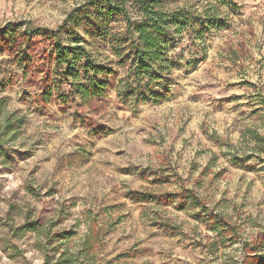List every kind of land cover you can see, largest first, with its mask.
I'll use <instances>...</instances> for the list:
<instances>
[{
    "label": "rangeland",
    "instance_id": "obj_1",
    "mask_svg": "<svg viewBox=\"0 0 264 264\" xmlns=\"http://www.w3.org/2000/svg\"><path fill=\"white\" fill-rule=\"evenodd\" d=\"M89 1L0 0V30L55 31ZM168 3L214 12L224 28L185 31L171 75L138 103L94 31L78 34L113 73L89 105L43 83L47 45L29 67L0 48V124L15 125L0 159V264H240L247 245L264 264V153L247 133L264 138V0Z\"/></svg>",
    "mask_w": 264,
    "mask_h": 264
},
{
    "label": "trees",
    "instance_id": "obj_2",
    "mask_svg": "<svg viewBox=\"0 0 264 264\" xmlns=\"http://www.w3.org/2000/svg\"><path fill=\"white\" fill-rule=\"evenodd\" d=\"M168 4V0H90L72 10L55 31L35 30L28 25H11L1 29L0 48L18 64L29 67L36 46L47 45L49 68L43 83L48 84L50 78H54L59 89L63 86L69 88L67 95H60V99L67 102L79 98L83 105H89L93 99L105 95L107 83L102 81L101 76L113 73V70L97 62L89 49L92 44H87L85 38L78 34L80 29L94 31V37L108 39L112 55L120 60L121 66L128 67L124 89L130 91L135 103H138L146 100L155 81H161L164 75H171L176 64L169 58V53L184 40L185 31L190 32L191 38L199 40L205 32L224 28L222 20L214 12L202 16L192 11L191 7L171 10ZM220 4L227 5L226 0H220ZM215 10L212 7L211 11ZM130 11L136 13L137 19L130 18ZM114 16H122L123 30L111 32ZM41 97L48 103L51 92L43 89ZM3 112L0 104V120L4 118ZM14 127L9 118L0 124V159L5 144L14 138ZM247 133L252 135L257 149L264 153V138L255 131L248 130ZM188 201L198 206L194 196ZM35 227L23 225L20 232L35 231ZM212 230L222 232L219 222ZM248 247L244 249L246 258L240 264H254L259 259L257 255L251 256ZM257 250H252L253 255Z\"/></svg>",
    "mask_w": 264,
    "mask_h": 264
}]
</instances>
